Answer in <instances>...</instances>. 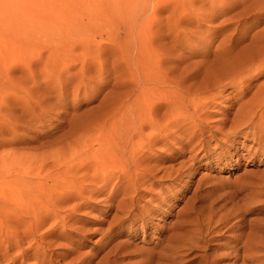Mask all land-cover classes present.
<instances>
[{
	"label": "rangeland",
	"instance_id": "rangeland-1",
	"mask_svg": "<svg viewBox=\"0 0 264 264\" xmlns=\"http://www.w3.org/2000/svg\"><path fill=\"white\" fill-rule=\"evenodd\" d=\"M262 36L264 0H0V250L16 245L0 264H264V153L250 129L229 130L264 74L214 89L195 120L163 121L139 151L145 185L116 171L103 186L104 176L81 170L90 179L59 203L64 222L42 219L31 248L29 219L14 216L20 189L42 177L55 183L69 159L90 161L126 131L141 76L151 89L166 77L172 96L222 71L230 54L261 47ZM146 205L153 210L138 217ZM209 216L225 219L207 232Z\"/></svg>",
	"mask_w": 264,
	"mask_h": 264
},
{
	"label": "bare ground",
	"instance_id": "bare-ground-1",
	"mask_svg": "<svg viewBox=\"0 0 264 264\" xmlns=\"http://www.w3.org/2000/svg\"><path fill=\"white\" fill-rule=\"evenodd\" d=\"M262 37L264 40V36H262ZM253 40L254 39H252V41ZM256 42L260 43L259 41H256ZM263 42L264 41H262L261 44ZM249 43H251V42H249ZM254 43H255V41H254ZM246 46H248V45H246ZM250 46H251V44H250ZM253 46L254 45L252 44V47ZM254 47H255V48H253L254 51L252 50L253 52H251V53H250L251 49H250V51H248L249 53H247V50L244 49V51L246 50L245 55H242L239 53L238 50H240L241 48L238 49L237 50L238 51L237 57L242 55L239 57V59L234 58V56L231 57V54H230V58L232 60L229 59V57L225 59V62L222 60L223 61V65H222L223 67H221V70L223 69L222 71H218L216 68L215 72H213L212 75L209 74L211 76L200 81L199 83H196V82H194L192 84L190 83L187 85V87L182 86V85L176 86L177 88L172 91V96L170 95L171 94L170 89L169 90L165 89L166 86L168 87L169 84L171 85L170 81L165 80L166 77L163 78L161 76L162 78L160 79V74L156 73L157 74L156 77H158V79H160L158 81L159 86L156 87L157 86V84H156V86L155 87L153 86L154 88L151 89L150 86L148 87L149 84L147 85V81L149 79L141 76L142 77V79H141L142 83L140 81L141 84L139 86V97H136V99L134 98V100L131 101V104H130L131 105L130 110L132 111V114L136 113V116L134 117V120L131 123H129V127L126 129V131L124 133L120 134V137H116V139L110 140V143L107 145V147L104 150H101L100 148L92 149L89 152L90 156H88L91 159L90 161H87V160H85L84 162L79 161L80 164H78L79 163V162L77 163L78 159H77V161H75L76 163L71 162L69 159V162L66 165H63V168H61V172L59 171L57 173H54L55 177H54L53 181H55V183L49 184L45 180V177H42L41 181L30 182V183H28V185L26 187H23L22 189H20L18 196H17L18 201L16 203V206L14 205L17 212H15V214L13 212L12 214H14V216H16V217L19 216L18 214H23L29 219V222H28V220L26 221L28 223L26 224L27 227L25 229L26 230L25 231L26 232L25 237L31 238V239H28L29 242H27L29 244L28 248H31L32 244H35L38 241V238H37L35 233H36L37 229L39 228V226L42 224V222H43L42 219H46V218L51 216L54 219L53 222L55 223L53 228L56 227L57 223L64 222L65 218L62 216V214L61 215L59 214V212H60L58 210L59 209L58 208L59 203L63 200H66L67 197H73L74 193L68 195L67 194L68 190L70 191V189H74V190L76 189V190L81 192V190L84 189V184H82V183H84L85 181L90 179V174H87L88 172H86V174L84 173V174L78 175L81 170H84V169L90 170V168H91V171H92L91 179L93 181L97 180L99 178L100 174L102 176H104L103 179L105 180V182L103 183V186L106 183V181H109L113 175L117 176V174H115V173H119V172H116V171H121V173H125V172L128 173V175L125 176L122 179V181H126V177H130L128 179V181L129 180L131 181L132 180L131 178L134 177L135 178L134 183H132V186H134L133 188H135L136 183L139 184L140 182H142L141 184L145 185L147 182H149L151 175H149L147 173V171H145V170L141 171L140 170L141 168L138 167L141 163L140 162L141 158L139 156V151L141 150V148L145 147L148 144H151V142H154L157 135H159L160 132L163 131V129H164L163 128V121L165 122L166 120H171V119H181V120L183 119V121L185 123H188L192 119L193 120L197 119L198 115H199V111H201L202 108L207 106V104L212 103V100L214 98V94H213L214 89H219V91H222L223 89H226L228 87H232L235 84V82L237 81V79L245 77L247 80H253L254 81L255 78H257L261 74H264V45H262L261 47H258V48L256 47V45ZM228 49H230V48H228ZM226 51H227V49H226ZM228 52L229 51H227V55H229V53H230V52L229 53ZM234 53L235 52L233 51V54ZM227 55L226 56L222 55L221 57L222 58L227 57ZM221 59L217 58L218 61ZM217 60H216V62L218 63ZM212 63H213V61H212ZM214 68H215V66H214ZM207 70H209V69L207 68ZM255 72H257V73L254 74ZM192 78H194V77H192ZM242 83H243V81H242ZM246 90H247V87L243 88L240 92L237 93V95L239 96V98H237V101L240 99V96H243L245 94ZM153 99L155 101L157 100L156 101L157 103L155 105H153V107H151V108L149 107L150 109H148L147 106H149V103ZM162 107H166V109L162 112V114H159L158 111ZM127 110H128V107H127ZM230 123L231 124H229L230 125L229 130L234 131L236 133H241L242 128L250 129L246 133L255 135V137L259 141V150H260V152L264 153V83L259 86L258 92L253 94L249 100H247L244 103L238 104V108L236 109V111L234 113L233 120ZM145 128L150 129V132L147 135L144 134ZM112 130H115V129H112ZM112 139H113V137H112ZM89 153H88V155H89ZM60 164L61 163H58L57 166H60ZM84 172H85V170H84ZM81 173H83V172H81ZM122 175H124V174H122ZM77 176H80L81 182L76 181ZM49 178H52V175ZM158 179L159 180H156L154 182H150L148 184L150 186V188H151V186H154V185H160V182H163L164 177H160ZM74 190H72V192ZM135 191H136V195H133L131 193L130 194L133 197L135 196V198H136L138 196V194L140 193V189L137 188ZM132 193H133V191H132ZM63 195H66V196H63ZM133 197H131V201H132ZM119 204H121V203H119ZM134 204H136V203H134ZM124 205H125V203H124ZM131 206H132V204H131ZM73 207H74V205H73ZM153 207L154 206H152V205H146V207L140 209V212H139V214H137V216L141 217V218H143L144 216H147V213L149 214L153 210ZM119 208H120V206H119ZM68 209H70V208H68ZM60 210H63V209H60ZM118 213H119V211H118ZM126 214H128V212ZM69 215L70 214H68L67 216H69ZM1 216L2 215H0V218H1ZM209 217H207L208 219L206 222V231L207 232L210 231V228L216 229L219 226V223L222 222L223 219H225V217L224 218L222 217L223 219L218 218L214 221L211 217L210 218ZM16 221L17 222H23V221H25V219L21 218V216H19L16 219ZM60 225H61V223H60ZM211 225H213V227H211ZM0 226H1V222H0ZM50 226H51V224H50ZM53 228L50 229L51 232L54 231ZM201 231L202 230H198V233L201 234ZM0 232H1V230H0ZM173 235H174V233H173ZM238 237H240V236H238ZM41 238H43V236ZM239 239H241V238H239ZM239 239H237V237H236V238H233V240H231V241L235 242L234 247L236 246V242H238V241L240 242ZM248 241H249V237L247 239V242ZM251 241H252V239H250V241L248 242L249 243L248 246L251 245L250 244ZM193 243H195V242H193ZM252 244H253V242H252ZM191 245H193V244H191ZM246 245L247 244L245 243V246ZM13 246H16V245L14 243H11L10 245L5 247L4 249H1L0 250V258L6 257V254L8 253L10 248ZM254 246H255V243H254ZM257 246L259 247V244ZM36 247L38 248V245ZM261 247H263V246H261ZM178 248H180V247H178ZM243 249H245L246 252L249 251V250H247V247L243 246ZM248 249H251V247H249ZM259 250H261V249H259ZM246 252H244V253H246ZM240 255H237V256L240 257ZM248 255L249 254H247V256ZM33 256L32 257L34 259H36L35 255H33ZM247 256L245 254H243V256H242L243 258L241 257L243 259V261H244V259L247 258ZM249 258H252V257H249Z\"/></svg>",
	"mask_w": 264,
	"mask_h": 264
}]
</instances>
